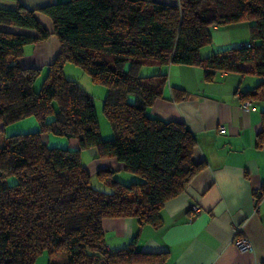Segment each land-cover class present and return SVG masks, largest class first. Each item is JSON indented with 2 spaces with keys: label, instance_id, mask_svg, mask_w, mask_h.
Listing matches in <instances>:
<instances>
[{
  "label": "trees",
  "instance_id": "1",
  "mask_svg": "<svg viewBox=\"0 0 264 264\" xmlns=\"http://www.w3.org/2000/svg\"><path fill=\"white\" fill-rule=\"evenodd\" d=\"M239 23L249 24L250 47L201 59L213 28ZM52 36L61 52L36 90L42 71L23 67L19 59L25 46ZM69 64L107 88L103 113L112 139L103 140L92 95L65 76ZM244 64L263 80L244 100L264 99V0H179L177 6L65 0L40 10L21 4L0 9V264H35L44 253L49 264L165 261L166 254L137 252L136 238L127 249L109 251L102 227L108 218L160 227L164 205L206 167L185 123L148 115L163 98L168 79L162 73L144 76L143 70L201 66L210 82L218 72L242 73ZM174 94L177 100L186 96L180 89ZM31 117L40 131L5 135L8 126ZM48 134L76 140L79 148L49 147ZM90 149L97 160L115 159L140 180L124 184L112 170L93 178L82 163V152ZM12 178L17 183L10 185ZM94 179L108 191L96 189Z\"/></svg>",
  "mask_w": 264,
  "mask_h": 264
},
{
  "label": "crops",
  "instance_id": "2",
  "mask_svg": "<svg viewBox=\"0 0 264 264\" xmlns=\"http://www.w3.org/2000/svg\"><path fill=\"white\" fill-rule=\"evenodd\" d=\"M63 1L0 0V9L14 10L21 4L29 10H40ZM154 1L179 5V0ZM39 18L51 28L44 15L39 14ZM210 36L211 44L200 51L202 60L243 47L252 39L246 23L213 28ZM60 52V43L52 36L25 46L19 63L41 70L42 77ZM240 69L243 74L218 72L210 82L205 81L201 66L143 70L144 76L162 73L168 79L163 98L149 108L148 115L165 122L185 123L196 138L197 159L203 160L206 167L180 196L164 205L160 227L141 226L133 218L104 219L109 251L127 249L136 238L137 252L166 254L165 261L139 264H264V99L253 100L251 107L244 109L245 95L254 92L263 80L253 74L251 64L241 65ZM175 89L185 91V98L177 100ZM221 126L226 127L224 135L219 133ZM73 143L70 148H79L77 142ZM87 151L95 156L91 168L85 167L93 178L101 170H112L114 178L122 177L117 180L124 184L136 181V176L126 173L117 160H97L94 149ZM84 155L85 151L82 163ZM94 186L100 191L109 189L98 182ZM195 208L199 213L194 212ZM233 226L241 227L253 245L252 253L243 254L233 245Z\"/></svg>",
  "mask_w": 264,
  "mask_h": 264
},
{
  "label": "rangeland",
  "instance_id": "3",
  "mask_svg": "<svg viewBox=\"0 0 264 264\" xmlns=\"http://www.w3.org/2000/svg\"><path fill=\"white\" fill-rule=\"evenodd\" d=\"M68 68H71V69H68ZM47 73H48V70L36 82V86H35L36 90H40L41 85L43 84V82L45 80V76L47 75ZM65 76L67 77V79H73L74 81L79 82L80 85L82 87H84L86 92H88L90 95H92V97L94 98V102H95V106H96V110H97L98 121H99L100 130H101L103 140L108 141V140L112 139L114 137V132L112 131V128H111L108 120L106 119V117L104 116V113H103L104 101H105V98L107 96V88L96 84L88 74H86L80 68H78L72 64H69L67 66V68L65 70ZM135 101H136V98L134 96H131L130 102L134 103ZM36 128H37V131L41 130L39 122L37 121V119L34 117L26 118L20 122H17L15 124L8 126L6 128V134L5 135L8 137V136L18 135V134H23V133H33V132H36V130H35ZM45 140H46V143L49 145V147L60 148V149L76 150L78 148H70V147H72V145L74 144L73 142H77V144H79L78 141H76V140L70 141L69 139H66L64 137H57V136H54L52 134L45 135ZM94 158H95V156H93L88 151H85L84 161H83L84 166L91 168V165L95 161ZM127 176H128V178H130V175H127ZM118 178L122 179V177H118ZM136 178L138 180H140L139 177L136 176ZM95 182H98L97 179H94V183ZM7 183L10 185L15 184V183H17V179L12 178V179L8 180ZM98 183L101 184L100 182H98ZM45 260H46L45 264H49V257L47 255V253L42 254L38 258V260L36 261L35 264H43V262ZM56 262L59 264L61 263L60 261H56Z\"/></svg>",
  "mask_w": 264,
  "mask_h": 264
},
{
  "label": "built area",
  "instance_id": "4",
  "mask_svg": "<svg viewBox=\"0 0 264 264\" xmlns=\"http://www.w3.org/2000/svg\"><path fill=\"white\" fill-rule=\"evenodd\" d=\"M246 46L250 47L249 44ZM252 105L251 102H247L244 104V109L250 108ZM219 133L224 135L226 133V127L221 126L219 128ZM194 212L197 214L199 213V208H195ZM234 238H233V245L243 254L245 253H252L254 251L253 245L249 241V239L243 234L241 227L233 226L232 227Z\"/></svg>",
  "mask_w": 264,
  "mask_h": 264
}]
</instances>
